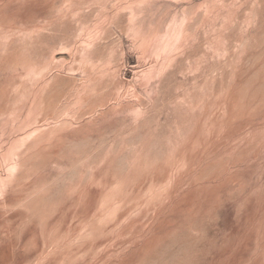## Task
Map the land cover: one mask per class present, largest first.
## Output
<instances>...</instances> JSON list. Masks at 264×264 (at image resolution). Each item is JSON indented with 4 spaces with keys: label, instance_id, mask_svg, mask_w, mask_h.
<instances>
[{
    "label": "rangeland",
    "instance_id": "374dc122",
    "mask_svg": "<svg viewBox=\"0 0 264 264\" xmlns=\"http://www.w3.org/2000/svg\"><path fill=\"white\" fill-rule=\"evenodd\" d=\"M0 264H264V0H0Z\"/></svg>",
    "mask_w": 264,
    "mask_h": 264
}]
</instances>
